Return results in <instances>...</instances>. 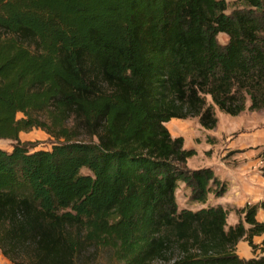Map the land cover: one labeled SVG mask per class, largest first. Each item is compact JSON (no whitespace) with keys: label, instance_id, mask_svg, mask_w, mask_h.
<instances>
[{"label":"trees","instance_id":"16d2710c","mask_svg":"<svg viewBox=\"0 0 264 264\" xmlns=\"http://www.w3.org/2000/svg\"><path fill=\"white\" fill-rule=\"evenodd\" d=\"M0 0V252L15 264H264V201L204 204L227 188L172 137L216 110L264 108V0ZM227 39L220 43L218 35ZM20 113L21 116L17 117ZM44 131L49 149L21 132ZM264 176V147L259 153ZM85 170V172H83ZM245 224L248 227H245ZM245 241L260 254L240 257Z\"/></svg>","mask_w":264,"mask_h":264},{"label":"rangeland","instance_id":"374dc122","mask_svg":"<svg viewBox=\"0 0 264 264\" xmlns=\"http://www.w3.org/2000/svg\"><path fill=\"white\" fill-rule=\"evenodd\" d=\"M225 1L229 4L230 10L234 0ZM217 38L220 43H224L227 39L223 33H220ZM215 114L217 123L213 129L202 128L195 117L171 119L165 125L172 137L182 136L184 148L195 150V155L186 160L187 168L196 169L208 166L214 174L219 173L221 176L229 174L235 178V181L229 182L230 178L227 176L228 180L227 177L222 180L224 183L241 184L232 190L227 188L223 197H216L210 193L207 201L201 204L190 200V188L179 181L175 191L178 209L196 210L225 202L223 206L229 211L226 219L228 226L232 223L236 224L238 219L242 218L236 213L237 209L264 201V184L260 185V192H254L252 188L253 185L258 187V183H264V176L259 170L261 160L258 156L264 147V108L254 111L245 110L236 116L227 115L219 110H216ZM20 116L21 114L18 113L17 117ZM20 139L35 143V149H49L53 141L40 129L21 132ZM11 144L12 142L9 140L0 139L2 148L10 149ZM243 183L246 184L242 185ZM245 227L248 225L245 224ZM263 238L264 235L255 237L254 244L260 245ZM236 252L243 258L261 253L260 249L253 250L245 241H241L237 245ZM87 255L84 253L83 264H106L112 261L105 250H99L92 258L86 257Z\"/></svg>","mask_w":264,"mask_h":264},{"label":"crops","instance_id":"0c3cea01","mask_svg":"<svg viewBox=\"0 0 264 264\" xmlns=\"http://www.w3.org/2000/svg\"><path fill=\"white\" fill-rule=\"evenodd\" d=\"M204 167H208V166H204ZM216 174V176L218 177V175H219V177H218V179L220 180V181H222L224 178H226L227 176L230 178V180H228V177H227V180L229 181V182H232V181H235L234 179L235 178H233V177H231L229 174L226 176V175H220L219 173H215ZM225 174V173H224ZM227 174V173H226ZM236 176V175H235ZM236 178H237V176H236ZM224 182V181H223ZM225 184H226V188H228L229 190H232V189H234L235 187H239L241 184L240 183H226L225 182ZM246 183H243L242 185H245ZM259 184V186L258 187H256V186H254L253 185V191L254 192H260L261 191V187H260V185H262V184H264V183H258ZM215 196V195H214ZM219 197H223L222 195L221 196H219ZM225 198V197H224ZM235 198V197H234ZM233 198V200H235ZM217 204H219V203H217ZM225 204V202H223V203H220V205H224ZM255 218H256V220L257 221H259V222H262L263 220H264V211L261 209V208H258L257 209V212H256V215H255ZM238 222V221H237ZM236 222V223H237ZM232 225H234V223H232ZM241 242V241H240ZM239 242V243H240ZM238 243V244H239ZM237 244V245H238Z\"/></svg>","mask_w":264,"mask_h":264},{"label":"built area","instance_id":"2783aa9c","mask_svg":"<svg viewBox=\"0 0 264 264\" xmlns=\"http://www.w3.org/2000/svg\"><path fill=\"white\" fill-rule=\"evenodd\" d=\"M0 264H15V263L6 259L0 252Z\"/></svg>","mask_w":264,"mask_h":264}]
</instances>
